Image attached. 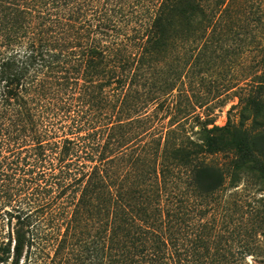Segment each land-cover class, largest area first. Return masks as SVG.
Segmentation results:
<instances>
[{
    "label": "trees",
    "instance_id": "obj_1",
    "mask_svg": "<svg viewBox=\"0 0 264 264\" xmlns=\"http://www.w3.org/2000/svg\"><path fill=\"white\" fill-rule=\"evenodd\" d=\"M234 67L238 122L201 121L190 79ZM242 176L263 193L223 200ZM47 243L48 264L263 251L264 0H0V264Z\"/></svg>",
    "mask_w": 264,
    "mask_h": 264
},
{
    "label": "rangeland",
    "instance_id": "obj_2",
    "mask_svg": "<svg viewBox=\"0 0 264 264\" xmlns=\"http://www.w3.org/2000/svg\"><path fill=\"white\" fill-rule=\"evenodd\" d=\"M242 68H235L224 75L218 74H201V78H191L190 79V91L189 99L192 102L199 104L198 100L201 98V107H196L195 113L200 114L201 121L207 119L209 122H213L216 125L225 124L227 119L232 122H238V108L231 107L237 103V97L234 93V84L249 80L250 78H236L241 77ZM220 72V71H219ZM224 74V73H223ZM184 102V100H183ZM210 126V125H209ZM207 159L213 163L224 164L226 160V155L222 153L208 155ZM239 186L237 189H228L221 192L223 200L229 201L231 204L234 202H239L241 199L246 198H257L263 193L261 188H263L260 183L257 182L255 178H247L242 176L238 182ZM237 190V191H234ZM235 193H238L234 195ZM53 245L52 243H47L45 247V254H41L39 264H48V258L46 253L50 252L52 254ZM246 261L248 264H264V246L263 251L258 255L246 256Z\"/></svg>",
    "mask_w": 264,
    "mask_h": 264
}]
</instances>
